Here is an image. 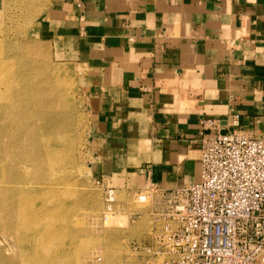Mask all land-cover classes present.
I'll use <instances>...</instances> for the list:
<instances>
[{
  "label": "crops",
  "instance_id": "1",
  "mask_svg": "<svg viewBox=\"0 0 264 264\" xmlns=\"http://www.w3.org/2000/svg\"><path fill=\"white\" fill-rule=\"evenodd\" d=\"M44 27L90 69L91 168L106 185L198 180L202 131L235 112L264 136V0H53Z\"/></svg>",
  "mask_w": 264,
  "mask_h": 264
},
{
  "label": "rangeland",
  "instance_id": "2",
  "mask_svg": "<svg viewBox=\"0 0 264 264\" xmlns=\"http://www.w3.org/2000/svg\"><path fill=\"white\" fill-rule=\"evenodd\" d=\"M52 3L0 0V49L36 47L39 63L46 64V70L34 73V81L40 86L41 106L46 110L38 123L44 124L49 159L30 171L33 183L39 176L44 183L26 191L20 213L6 217L0 209V217L4 216L0 218V264H160L161 258L145 249L153 244L157 226L153 195L141 201L140 190L119 186L115 213H108V218L104 215V189L92 171L89 151L90 69L45 31L44 20ZM185 78L177 84L186 85ZM195 84L198 89V79ZM4 173L0 170V178L10 174V169ZM17 230L22 234L20 241Z\"/></svg>",
  "mask_w": 264,
  "mask_h": 264
},
{
  "label": "built area",
  "instance_id": "3",
  "mask_svg": "<svg viewBox=\"0 0 264 264\" xmlns=\"http://www.w3.org/2000/svg\"><path fill=\"white\" fill-rule=\"evenodd\" d=\"M239 117L233 113L225 132L202 131L198 180L174 187L153 181L139 191L141 201L153 195L157 226L145 249L160 264H264V136L240 128ZM202 123L220 124L206 117ZM98 182L107 218L117 188Z\"/></svg>",
  "mask_w": 264,
  "mask_h": 264
},
{
  "label": "bare ground",
  "instance_id": "4",
  "mask_svg": "<svg viewBox=\"0 0 264 264\" xmlns=\"http://www.w3.org/2000/svg\"><path fill=\"white\" fill-rule=\"evenodd\" d=\"M45 66L39 63L36 47L20 45L11 52L0 49V170L3 174L6 169H10V174L0 178V209L6 217H15L28 189L38 188L44 183L41 176L33 183L30 171L36 165L41 166L49 161L44 124L38 123V118L43 117L42 112L45 110L41 106L44 100L39 84L34 81V73L39 75L46 70ZM16 233L20 241L22 234L19 230Z\"/></svg>",
  "mask_w": 264,
  "mask_h": 264
},
{
  "label": "water",
  "instance_id": "5",
  "mask_svg": "<svg viewBox=\"0 0 264 264\" xmlns=\"http://www.w3.org/2000/svg\"><path fill=\"white\" fill-rule=\"evenodd\" d=\"M226 131V130H225ZM225 131H223V132H225Z\"/></svg>",
  "mask_w": 264,
  "mask_h": 264
}]
</instances>
